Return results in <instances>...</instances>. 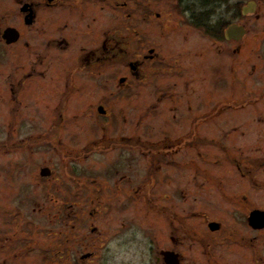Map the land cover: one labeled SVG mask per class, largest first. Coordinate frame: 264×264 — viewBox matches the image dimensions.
<instances>
[{
	"label": "flooded vegetation",
	"instance_id": "1",
	"mask_svg": "<svg viewBox=\"0 0 264 264\" xmlns=\"http://www.w3.org/2000/svg\"><path fill=\"white\" fill-rule=\"evenodd\" d=\"M95 1L104 2L108 11L111 2L119 8L135 4L137 15H141L142 19L145 17L146 20L151 17L161 18L163 12L160 5L163 3L170 7L171 12L176 13L173 14L177 15L184 25L199 29L215 40L231 42L240 41L249 31L251 34V29L248 30L243 25L242 18L252 17L258 9L256 0L238 1L225 9V14L232 10L230 19H219L217 11L221 14L223 12L214 5L217 0H0V92L3 91L1 96L6 103L3 107L8 108L10 116L14 113L12 103L18 97L32 96L39 85L46 89L47 82H51L50 86L57 87L60 84L57 82V85L56 81H65L60 86L63 95H49L50 99L61 97L60 102H64L65 107H60L57 111H47V116L56 124L53 125L52 122L51 125L48 124V128L45 126L47 121L44 120L43 127L33 125L32 128L39 131L45 129V132H51L53 128L57 131L62 129L63 126L60 125L65 123L63 120L65 115L67 118L72 117L71 124H74L73 119L77 117L75 114L78 112L75 109L78 106L76 95L81 88L84 90L90 87V90L79 95L80 97L91 96L96 90L94 86H98L97 93L100 95L109 94L110 81L106 72L105 75L103 70L101 71L105 80L103 85H96L95 81H91L96 73L95 68L105 69L111 63L124 61L123 54L127 49L124 47L123 37L118 30H115L117 34L110 32L109 17L101 18L100 14L96 18L98 24L94 27L96 38L91 43L81 41L79 34L75 36L77 40H71L66 36V32L63 33L68 23L73 20L70 14L73 9L71 6L77 2L79 12L75 17L79 19L74 22L80 27V38L92 34ZM66 6H70L69 14L65 16L62 14V18L53 22V26L58 24L57 29L51 31L52 36L48 37L47 9L64 7L65 10ZM126 14L130 17L129 13ZM231 26L241 27L243 32L236 30L227 34L226 31ZM254 32L258 35L256 31ZM261 34L263 35L258 36L264 37V30ZM137 38L142 37L138 35ZM72 43H75L73 51L70 49ZM147 50L148 54L142 53V60L137 58L136 61L127 64L131 76L141 75L142 63L147 59L148 63L153 65L154 50L152 47H148ZM53 56L57 60L54 64H49ZM257 56L264 61V45L257 49ZM205 63V58L201 57L200 64L204 66ZM219 68L220 65L213 66L214 74L218 73ZM256 71L257 66L252 62L250 77L252 74L255 75ZM124 77H121V81H124ZM2 81H6L4 82L6 86ZM15 81H19L17 87ZM21 81H27L24 85L30 83L32 86L23 87ZM158 84V81L153 83L156 89ZM138 85L140 88L143 87V82ZM74 88L76 91L73 95L76 99L71 101L70 92ZM18 91L22 95L16 93ZM65 94L71 95V99H64ZM154 96L162 100L164 92L158 91L152 94V97ZM257 100L256 98L255 101ZM233 103V101L225 105L216 103V109L213 111L219 110L217 113H221L223 106L235 108ZM93 109L94 118L100 121L98 125L105 129L107 123L101 122L106 118L107 110L98 102ZM191 110L192 106L188 104L187 109L178 112L181 113L179 119L184 131L190 126L187 119ZM237 114L238 112L234 118ZM149 115H151L149 118H145V130H152L153 126L150 124L157 123V120L163 117L161 110L156 112L151 110ZM196 116L200 117L195 114L194 118ZM84 117L80 118L79 124H84ZM135 117L141 120L143 118L140 114ZM135 117H131L132 120L125 123L126 130L117 126L111 128V131L105 129L102 137L89 140L90 147L87 150L83 145L78 147L77 144L62 143L66 146L67 153L64 154L66 157H62L61 152L60 159L65 167L59 170L61 173H58L52 164L45 163L37 167L34 181L44 188V197L57 200L56 215L52 221L59 225L56 226L59 237L56 235L53 237L57 239L62 237V224L70 221L74 252L67 254L68 261L84 264L97 254L98 264H264V150L260 157L250 156L248 163L232 157L225 159L229 163L226 164L222 158H217L215 161L217 165L225 167L227 172L231 170L236 177L231 181L225 180L222 175L218 179H211L210 183L215 188L209 190L204 187L209 174L199 173L206 171L202 164L209 158L167 159L166 173L162 171V163L158 157L152 159L155 162L148 163L147 158L143 157V129H139L138 123L133 121L137 120ZM257 118L262 120L255 122V125L250 123V131L246 130L243 133H250V142L257 138L264 139V112L257 115ZM198 122H193L194 131L185 132L198 138L199 130L195 127ZM9 123L8 140L11 141L15 130L13 123ZM166 126L170 132L178 128L177 124L167 123ZM135 129L137 132L133 134ZM234 129L235 127H231L224 131L226 134L230 133L228 135L230 139L233 138ZM92 130L90 127L87 131L76 132L74 137L78 136V139H81L84 133L86 137H90L89 135L94 133ZM72 132L74 131H71V134ZM185 132L181 134L185 136ZM183 143L184 140H181L180 144ZM220 144L224 145V142L220 141ZM173 147L179 148V141ZM2 148L12 147L0 146V149ZM94 153H100L98 155L101 156L104 154L105 157L94 158ZM111 153L114 156H111ZM33 165L35 164L14 162L10 158L6 162H0L1 170L5 166L10 169L8 173H1L0 177L7 182L14 181L17 187L14 201L18 204H27L36 199L35 195L31 197L27 194L28 185H25V181L29 179L28 166ZM226 165H230V169ZM191 166H194L192 175ZM81 178L90 180L88 183L86 181L81 183ZM20 180L23 181V185L20 184ZM80 196L90 198L92 204L83 211V214L86 213L91 219L87 224L88 232L86 231L84 235L86 241L80 237V233L78 235ZM92 197L117 198L118 201L111 205L102 203L96 207L92 203ZM0 212L6 215V211L1 208ZM17 220V217H12V221ZM25 224L17 225L11 233L0 234V264H25L29 259L31 239L28 241L23 239L24 234L41 233V237H45L44 228L34 226L38 231L33 228L27 231L22 227ZM101 230L100 239L93 237L92 241L87 239L92 233ZM35 242L36 240L34 246ZM37 251L35 249L33 260L38 258V261H41V258L42 262L61 264L64 254L62 248L44 256Z\"/></svg>",
	"mask_w": 264,
	"mask_h": 264
},
{
	"label": "rangeland",
	"instance_id": "2",
	"mask_svg": "<svg viewBox=\"0 0 264 264\" xmlns=\"http://www.w3.org/2000/svg\"><path fill=\"white\" fill-rule=\"evenodd\" d=\"M238 1L246 0H227L226 2L220 0L215 1L214 5L216 8L223 12V14H221L217 11L216 14L217 16L219 15L218 18L230 19L232 10H227L228 12L225 14V9L227 6L230 8L231 4ZM256 1L258 3L257 12L252 17L242 18L243 25L246 26L248 30L251 29V34L249 31V33L238 42L215 40L205 35L204 32L199 29L184 25L178 19L179 17L174 15L176 13L173 11L171 12L170 7L163 3L160 5L163 12L162 17L159 19L151 17L146 20L145 17L142 19L141 15H137L138 12H136L137 8L135 4L119 8L114 5V2H111L108 11L106 4L99 1H95L94 3L93 17L95 22L93 21L92 34H87L83 38H80V27L74 22V20L79 19V17H75L77 12H79V10H77L79 5L75 2L76 5L71 6L73 9L70 14H72L73 20L68 23L67 30H63V33L66 32L67 37L71 40H77L75 36L79 34V39L81 41L91 43L96 38L94 29V27L98 26V24H96V18L101 14V18L109 17L111 24L110 32L112 34H117V30L120 32V36L123 37L124 47L127 50L126 53L123 54L124 61L111 63V65L105 69L95 68L96 73H94L91 81H95L96 85H103L105 80L102 72L104 74L106 72L109 75L108 81H110V86L108 84L109 94L100 95L97 93L98 86H94L96 90L91 96L83 95L80 97L79 95L90 90V87L84 90L81 88L79 94L76 95L78 106L76 108L74 106L72 107V109L75 108L78 110L75 114L77 117L73 119L74 124H71L72 117L67 118V115H65V117H63L65 123L60 125L63 126V128H60L58 131L53 128L51 132H45V129L39 131L32 127L35 124L39 125V128L43 127L44 120L47 121L45 126H48V128L52 122L53 125L56 124L46 113L50 110L57 111L60 107H65V104L64 102H60L61 97L50 99L49 95H63V91L60 92L62 90L60 86H62L65 81H56V83L58 82L60 84L59 86L57 83V87L56 85L50 86L51 82H47L46 89L39 85V87L33 91L32 96L26 97L24 95L18 97L16 101L12 103L14 110L13 116L9 115L8 108L3 107V105L6 106V103L1 96L3 91L0 92V146L6 147L7 145L9 148L12 147L11 149H0V162H6L10 158L14 162H23L27 165L29 163L35 164L33 166H28L29 171L27 173H29V179L27 178L25 185H28L27 194L31 197L35 195L36 198H30L34 199L30 203L18 204L14 201V194L17 190L14 181L10 180V182H7L0 177V208L6 211V215L0 212V234L11 233L15 230L17 225L25 223L28 224L22 227L27 231L29 228L34 229V226L44 228L46 231L45 237H41V233H32V235L26 233L23 235V239L27 241L29 238L31 239V248L28 252L29 259L25 261V264H58L55 262L48 263V261L42 262L41 258V261H38V258L33 260L32 257L35 249L44 256L48 253L50 255L51 252L60 248L64 250L61 264H77V262H71L67 259V254L74 252L72 248L74 239H71L72 229L70 221L66 224H62V237H60L62 240H60V238H54L53 235L59 237L57 232L59 225L57 223L54 224L52 221L55 219L56 215L55 207L57 205V200L44 197V188L40 186L37 181H34L37 167L45 163L52 164L53 167L57 169L58 173H61L59 170L65 169V167H63L64 162L60 159L62 154V157H66V155L64 156V154L67 153L66 146L64 145L65 143L77 144L78 147L83 145L85 150H87V148L90 147L88 143L90 142L89 140H97L102 137L105 129L111 131V128H116L117 126V128L123 127V130H126L125 123L131 121L135 115L137 116L140 114L143 116L142 120L135 117L137 120L133 119V121L138 123L139 129H143V157L147 158L148 163L155 162L152 159L158 157L159 162L162 163L161 169L166 173L167 165L165 161L167 159L172 160L173 158L180 157L209 158L202 164V168H205L207 172H199L209 174L208 181L204 182V187L209 190L215 188L214 185L210 183L211 179H218L222 175L225 180L228 179L231 181L236 177L235 173L231 170L227 172L225 171V167L217 165L215 162L217 158H222L226 161V158L235 157L237 159H242L244 163H248L250 162V156H262L264 139L259 140L257 138V140L250 142V133L243 134L246 130L250 131V123L255 125V122L262 120L260 118L258 119L257 115L264 112V61L257 56V49H259L260 45H264V37L258 36L263 35L261 31L264 30V0ZM69 7L70 6H66L65 10L64 7L47 9L46 31L48 37L52 36L51 31L57 29L58 24L53 26V22L62 18V14L63 16L69 14ZM126 13H129L130 17H128ZM254 31H256L258 35H256ZM138 35L142 38H137ZM148 47H152L154 50L153 54H155V57L152 62L153 65L151 66L147 59L145 63H142L141 75L137 77L131 73L133 74V76H131V71H129L127 64L130 61H136L137 58L142 60V53L148 54ZM70 49H72V51L75 50V43H72ZM49 55L50 53L48 57ZM56 55L58 56V54ZM201 57H204L206 60L204 66L200 64ZM58 58L60 57L58 56ZM52 59L53 60H51L49 64H54L57 60L54 56ZM252 62L256 64L257 71L254 73L255 75L251 73L252 76L250 77V65ZM215 65H220V68L218 73L214 74L213 66ZM97 70L100 72L103 71L98 73ZM123 76H125L124 81H121V77ZM59 77L61 76L59 75ZM156 81L159 83L157 89L153 85ZM4 82L6 81H2V84L6 86ZM18 82L19 81H15V87L18 86ZM26 82L27 81H21L23 87L32 86L30 83L24 85ZM140 82H143V87L141 88L140 85H138ZM75 91L76 88L70 92L72 99L69 94H65L63 98L66 100L69 98L73 101L76 99L73 95ZM158 91L164 92V99L160 100L155 96L152 97V94H156ZM16 93L22 95L20 91ZM256 98L258 99L257 101H255ZM229 101H233V105L236 107L223 106L221 107L223 111L221 113H217L219 110L216 112L213 111L216 103L225 105ZM97 102L102 104L105 110H107L106 118L101 122L107 123V125L105 124V129H102V127L98 125L100 121L94 118L95 113L92 112ZM188 104L192 106L193 110L189 113L187 120L188 123L190 122V126H188L186 130L190 132L194 131L193 125L195 124L193 122H198V120H200L195 126L198 127L199 130L198 138L195 135H191V133L189 134V132L186 133V130L184 131V129L181 128L182 125L179 119L181 113L178 112L187 109ZM151 110L154 112L161 110L163 117L158 119L157 123L152 122L150 124L153 126L152 130H145V118L151 116L149 115V111ZM237 112L238 114L234 118ZM195 114L198 116L202 114V116H196V118H194ZM81 117H84V124L82 125L79 124ZM99 120H101V118ZM9 122L13 123V130H15L11 141L8 140ZM109 122H111V124ZM167 123H170V125L177 124L178 128H174L170 132L168 131L169 127L166 126ZM90 127L93 129L92 131H94V133L89 135L90 137H86L85 133L81 139H78V136L77 138L74 137L76 132L82 130L87 131ZM231 127H235L233 130L235 133H233L232 139L228 137L230 133L226 134L224 132ZM71 131L74 132L71 134ZM177 131H179V133H177ZM136 132L137 130L135 129L133 134ZM162 132H166L167 134ZM181 132H185V136H183ZM165 135H169L172 138ZM226 136L227 138L225 139ZM182 137H184V139H182ZM181 140H184L183 144H180ZM177 141H179L180 147L173 149V145H176ZM220 141L224 142V145L220 144ZM29 144H32V146H29ZM98 154L100 153H94V158L105 157L104 154L103 156ZM111 156H114L113 153H111ZM164 163L165 165H163ZM225 163L229 164L228 161ZM226 167L230 169V165H226ZM193 168L194 166H191V175L193 173ZM2 170L0 169V174L10 171L7 166ZM23 173L25 172H22V174ZM21 178L22 176L20 179ZM89 180V178H87V180L81 178V183H84V181L88 183ZM20 184L23 185L22 180H20ZM92 198V203H94L96 207L102 203L103 205H111V203L118 201L117 198L109 197ZM24 199H26V197ZM90 204V198L85 196H80L78 198V207H80L81 211L79 212L78 235L80 233V237L84 241H86L84 235L87 231V224L91 222V219L87 217L86 213L83 214V211H86V207L90 206ZM13 216L17 217V222L12 221ZM31 224L34 225L31 226ZM34 230L38 231L37 229ZM91 237L100 239V237H102V230L92 233L87 239L91 240ZM34 240H36L35 246L33 244ZM74 259L79 261V259L75 257ZM98 263L99 260L96 254L91 259L85 261L84 264ZM79 264H81V262Z\"/></svg>",
	"mask_w": 264,
	"mask_h": 264
},
{
	"label": "water",
	"instance_id": "3",
	"mask_svg": "<svg viewBox=\"0 0 264 264\" xmlns=\"http://www.w3.org/2000/svg\"><path fill=\"white\" fill-rule=\"evenodd\" d=\"M236 30H238L240 33L243 32L241 27L236 28V27L231 26L230 28L227 29L226 33L227 34L232 33V32L234 33L236 32Z\"/></svg>",
	"mask_w": 264,
	"mask_h": 264
}]
</instances>
